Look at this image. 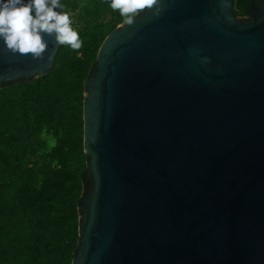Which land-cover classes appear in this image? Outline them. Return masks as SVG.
Masks as SVG:
<instances>
[{
    "label": "water",
    "instance_id": "water-1",
    "mask_svg": "<svg viewBox=\"0 0 264 264\" xmlns=\"http://www.w3.org/2000/svg\"><path fill=\"white\" fill-rule=\"evenodd\" d=\"M234 1L158 0L104 38L71 264H264V0ZM42 36V59L0 40V89L48 74Z\"/></svg>",
    "mask_w": 264,
    "mask_h": 264
},
{
    "label": "trees",
    "instance_id": "trees-1",
    "mask_svg": "<svg viewBox=\"0 0 264 264\" xmlns=\"http://www.w3.org/2000/svg\"><path fill=\"white\" fill-rule=\"evenodd\" d=\"M251 1L235 0V16L249 19ZM59 4L81 48L61 45L48 74L0 89V264H71L79 239L78 205L90 188L83 82L126 17L111 0Z\"/></svg>",
    "mask_w": 264,
    "mask_h": 264
},
{
    "label": "clouds",
    "instance_id": "clouds-1",
    "mask_svg": "<svg viewBox=\"0 0 264 264\" xmlns=\"http://www.w3.org/2000/svg\"><path fill=\"white\" fill-rule=\"evenodd\" d=\"M57 7L62 8L59 0H0V40L4 48L12 54H31L33 59H42L48 47L42 34L52 37L58 46L69 44L72 49L81 48L80 37L73 31L69 16L55 11ZM111 7L127 18L124 21L127 25H133L136 15L145 10L153 15L161 11L158 0H111Z\"/></svg>",
    "mask_w": 264,
    "mask_h": 264
}]
</instances>
